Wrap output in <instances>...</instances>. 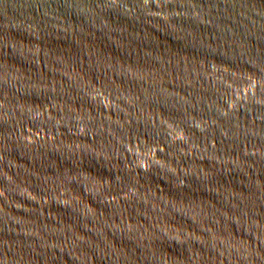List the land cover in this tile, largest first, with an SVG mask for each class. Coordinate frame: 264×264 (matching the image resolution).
Masks as SVG:
<instances>
[{
  "label": "water",
  "instance_id": "1",
  "mask_svg": "<svg viewBox=\"0 0 264 264\" xmlns=\"http://www.w3.org/2000/svg\"><path fill=\"white\" fill-rule=\"evenodd\" d=\"M0 264H264V0H0Z\"/></svg>",
  "mask_w": 264,
  "mask_h": 264
}]
</instances>
